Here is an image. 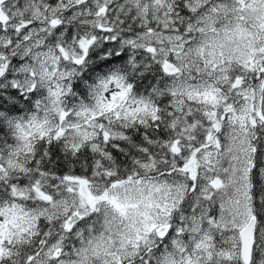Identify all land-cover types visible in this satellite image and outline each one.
I'll list each match as a JSON object with an SVG mask.
<instances>
[{
	"label": "snow or ice",
	"instance_id": "1",
	"mask_svg": "<svg viewBox=\"0 0 264 264\" xmlns=\"http://www.w3.org/2000/svg\"><path fill=\"white\" fill-rule=\"evenodd\" d=\"M0 264H264V0H0Z\"/></svg>",
	"mask_w": 264,
	"mask_h": 264
}]
</instances>
